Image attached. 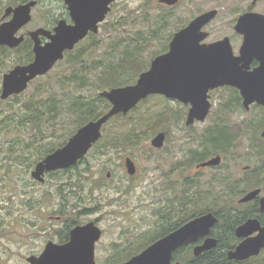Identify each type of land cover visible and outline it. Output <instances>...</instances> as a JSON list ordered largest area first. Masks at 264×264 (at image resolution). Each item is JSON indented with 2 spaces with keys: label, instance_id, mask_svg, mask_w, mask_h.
Returning a JSON list of instances; mask_svg holds the SVG:
<instances>
[{
  "label": "rangeland",
  "instance_id": "obj_1",
  "mask_svg": "<svg viewBox=\"0 0 264 264\" xmlns=\"http://www.w3.org/2000/svg\"><path fill=\"white\" fill-rule=\"evenodd\" d=\"M14 1L18 0H0V24L7 3ZM63 4V0H40L32 11L31 22L23 31L48 26L51 18L64 10L60 8ZM214 8H217L219 13L206 26V29L212 33L208 40L220 38L225 34L232 36L234 30L230 28L236 24L238 15L246 10L264 13V0L256 2L254 0H179L175 5H166L160 0H117L101 28L99 46L91 49L90 39L83 40L71 50L72 54L59 61L49 73L57 83L59 75L70 72L69 60L87 51L85 60L89 65L97 59L101 60L99 68L93 67L88 72L87 79L90 80L91 77L90 84L78 89L79 93L90 96L96 92L93 78L95 71L106 70V67L113 64L119 55L111 49L113 43L114 46L120 45L121 41L138 43L144 56L156 52L163 53L160 51L167 46L169 48L176 31L186 26L198 14ZM163 15L166 18H163ZM106 23L108 27L104 28ZM113 23L116 24L115 30ZM237 43L240 44L238 36L233 40L234 45ZM238 46L235 45L236 48ZM17 56L18 53H14L11 58L15 60ZM1 74L2 71L0 83ZM45 80L46 77H39L32 81L29 88L20 95L17 108L20 102L36 94ZM78 84L79 82L70 83L69 86L71 90H75ZM55 90L60 94L63 93L58 87H55ZM221 93L224 94L223 98L220 97L219 90L211 92L213 106L210 114L205 121H198L192 125L186 124L189 111L187 105L178 100L148 98L149 100L147 99L148 101L138 108L134 115L142 116L151 112L152 108L156 111L161 109L160 107L168 106L175 116L176 120L172 123V127L169 130H161L167 132L164 146L159 149L151 145V139L161 131L151 134V127L143 125L135 134L136 142L133 136L125 133L128 123L122 124L123 130L120 126L121 121L112 120L106 124V134L118 135L119 141L111 145L104 156H96L92 148L87 155L91 163L90 171H86L88 168H80L81 174L74 172L75 169L68 174L56 171L60 173L47 174L46 180L40 182L32 176L35 165L27 168L13 162L10 168L2 167L6 155L4 151H0V264H29L26 259L28 255L39 253L47 240L58 239V228L49 225V216L61 212V208L66 205L62 202L63 198L69 200L74 197L94 198L93 202L83 204L82 209L96 208L83 211L87 213L86 219H98L104 230L102 238L97 243L96 253L98 264H108L112 254L117 255L115 262L127 258L131 249L145 243L144 234H152L159 229L163 212L175 206L185 193L184 180L181 178L185 168L194 172L190 181L195 177L201 189L211 188L205 206H210L218 196H225V188L234 178L242 180L252 177L261 180V185H264V168H258L260 161L254 151L258 148L259 151L264 152V138L261 136L264 125L259 134L252 131L244 134L241 133L243 130H239L241 127L244 129L247 123L262 113L257 107L249 110L236 109L226 114L229 124H236L240 133L236 142L237 148L222 154L223 161L219 167L196 169V165L207 154L203 155L202 159H199L201 155L196 156L194 161L193 150L199 149L203 152L204 146L201 140L206 136V129L215 123L219 101L223 102L228 95L226 90ZM231 96L232 94H229L228 98ZM61 104V116L55 119L59 123L60 130L53 134L54 140L62 139L64 131L75 129L77 120L76 114L72 113L73 108L67 105L68 98ZM105 106V103L100 104L102 111L109 109ZM8 107V102L0 105V109ZM128 115H132V112L126 116ZM215 135L220 136L218 133ZM0 143L5 141L1 140ZM211 155L212 153L205 159ZM262 155L264 156V153ZM127 156H131L138 166V173L133 177L126 169ZM247 165L250 166L249 169L245 168ZM108 171H112L110 177L107 176ZM249 190L251 188L246 192ZM75 208L78 212L79 205ZM75 218L81 219L79 213L71 217V219ZM58 224L55 223L56 226ZM180 254L182 259L192 255L187 252Z\"/></svg>",
  "mask_w": 264,
  "mask_h": 264
},
{
  "label": "water",
  "instance_id": "obj_2",
  "mask_svg": "<svg viewBox=\"0 0 264 264\" xmlns=\"http://www.w3.org/2000/svg\"><path fill=\"white\" fill-rule=\"evenodd\" d=\"M115 1L66 0L74 23L69 24L62 19L54 30L39 27L30 32L34 40L35 59L29 64L17 65L4 74L2 99L24 92L32 80L48 73L65 57V51L74 49L90 31L98 33L99 24L105 21L111 11L110 5ZM160 2L175 5L179 0ZM37 5L38 0H30L5 8L3 18H11L0 24V45L16 47L24 41L25 36L20 31L32 20L33 8ZM218 13L217 8L204 11L176 31L168 51L154 57L149 69L141 72L135 83L101 91V96L111 103V107L98 118L79 127L64 145L39 160L32 170V176L44 182L46 172L76 165L101 139L103 127L111 118L121 113L128 114L152 94L190 103L187 125L206 120L212 108L209 91L220 86L239 89L246 109L254 102L264 105V13L246 11L238 16L235 28L244 35L238 55L234 53L229 36L204 42L210 35L204 27ZM41 36L48 38L45 44H42ZM255 58L260 64L251 69L250 64ZM165 139L166 132L161 131L151 139V145L161 148ZM220 163L221 156L217 155L198 163L196 167ZM125 165L130 175L136 173L137 165L131 156H127ZM259 193L260 189L251 190L239 201H251ZM261 210L264 211V196L261 197ZM218 221V216L211 211L198 215L121 264H182L174 261V254L179 248L194 244V255L199 256L217 246L218 239L211 236V229ZM101 235L102 229L94 222L77 226L71 230L70 241L63 244L49 242L41 254H33L27 261L30 264H97L95 243ZM236 235L243 240L228 251L229 259L246 260L264 249V225L257 218H249L239 225Z\"/></svg>",
  "mask_w": 264,
  "mask_h": 264
},
{
  "label": "trees",
  "instance_id": "obj_3",
  "mask_svg": "<svg viewBox=\"0 0 264 264\" xmlns=\"http://www.w3.org/2000/svg\"><path fill=\"white\" fill-rule=\"evenodd\" d=\"M12 3L13 2H8L7 4ZM163 18H166V16L163 15ZM101 27L103 28V25ZM107 27L108 24L106 23L104 28ZM115 29L116 24L113 23V30ZM100 33L98 35L91 34L88 37L90 39L89 47L91 49L92 47L99 46ZM32 46L33 41L29 37H27L23 44L16 49L0 46V72H3L4 69L6 70L10 66L8 57L12 55V51L18 52V56L12 62H29L33 57ZM111 49L115 53L118 52L119 55L113 61V64L106 67V70L95 71L93 78L96 92L90 96L79 93L80 91L78 89H83L90 84L91 77L89 76L90 80L87 79V75H89L88 72H90L93 67L99 68V62L101 60L97 59L89 65V62L85 60L87 51H84L69 60L70 72L59 75L57 83L50 73L40 76L46 77L43 86L39 88L40 90L36 94L20 102L18 108L19 97L22 93L14 95L7 100H3L0 97V105L7 102L9 103L8 108L0 109V141H5V143H0V151H4L6 155V161L1 164L2 167L10 168L13 162H16L18 165L32 168L39 160L53 152L56 148L64 145L79 127L90 120L98 118L104 113L100 107L101 103L106 104L105 108L111 107L110 102L105 97L101 96L99 90L101 91L107 88L124 86L136 82L139 74L149 68L151 58L159 53L156 52L150 54V56H144L138 43L124 41H121L120 45L115 46L113 43ZM167 49L168 46L160 52H164ZM70 54H72L71 51H68L65 58ZM76 82H79V84L76 86L75 90H71L69 84ZM55 87L60 88L63 93L60 94V92L55 90ZM228 89L232 92H229V90L226 91L228 94H232V96L225 98L223 103L219 105L214 125L212 124L210 125L211 127L206 129V136L201 140V144L204 146L203 152H200L199 149L193 150L195 157L193 158L194 161L196 156L201 155L199 159H202L205 154H207V156L217 152L225 154L228 150H230V152L234 151L238 146L236 143L239 138L238 127L236 124H229L226 114L229 111L241 109L242 105L236 97V92H238V90L234 87H229ZM60 96H63V98ZM151 97H160L161 100L163 99L165 101L170 100L161 95H152L148 98L150 99ZM66 98H68V107L73 108L72 113L76 114L77 120L74 125L75 129H70L67 132L64 131L62 139L54 140L52 139L53 134L60 130L58 128L59 123H57L55 119L61 116V103H64ZM148 98L142 100L130 111L132 115L126 116L127 114H118L109 122L112 120H119L121 121L120 126H122L124 122L128 123V128L124 127L125 133L126 135L130 134V136H133L136 142L135 134L138 128L143 125L151 127V134H156L158 131L164 129L169 130L176 119H174L175 116L173 111L168 106L160 107L161 109H157L156 111H153L154 108H152L151 112L142 116L134 115L135 111L149 100ZM10 100L14 101L10 102ZM160 103L161 102H159V104ZM257 108L260 109L262 113L254 120L247 123L244 129L242 127L239 128L240 131L243 130L241 133L247 134L249 131H252L253 133L259 134L261 127L264 125V108ZM106 130L105 125L103 128L105 134H103L102 138L92 149L96 156L106 155L109 147L119 141L120 137L118 135L114 133L107 135ZM216 133L220 136L215 135ZM205 158H203L202 161L205 160ZM90 164V160L86 156L70 169L61 170V172L68 174L72 171L71 169H77V173L81 174L82 171L80 168H88L86 171H90ZM52 173L57 174L60 172H51V174ZM222 178L223 177H221V179ZM260 183L261 180L258 181L252 177L242 180L234 178L225 188V196L220 195L213 200L214 202L210 206H205L211 188L205 190L201 189L198 185L199 181L195 177L191 182H185V193L182 194L175 206L173 205L163 212L159 229L152 234H144L143 239L145 243L131 249L127 258L138 253L159 237L169 233L191 218L212 211L219 217V221L212 229V234L218 238L217 246L211 250L205 251L199 256L193 254L191 245L183 247L175 254L176 260L181 261L182 264H264V250H262L260 254L246 260L238 261L228 258V251L233 248L238 241L235 228L256 213L251 203L241 205L235 202V200L238 196L245 193L246 190L260 186ZM181 252L192 253V255L187 259H182Z\"/></svg>",
  "mask_w": 264,
  "mask_h": 264
},
{
  "label": "flooded vegetation",
  "instance_id": "obj_4",
  "mask_svg": "<svg viewBox=\"0 0 264 264\" xmlns=\"http://www.w3.org/2000/svg\"><path fill=\"white\" fill-rule=\"evenodd\" d=\"M28 1H30V0H18V1H14L12 4H8V6H18L19 4H21V3H25V2H28ZM38 2H40V0H38ZM63 2H64V4H63V6H60V8H64V10H62L61 11V14H59V15H57L56 17H52L51 18V21L49 22V27L48 26H39V27H44V28H47V29H50V30H54V28L58 25V23H59V21L60 20H62V19H64V20H66L67 21V23H69V24H73L74 23V21H73V19H72V16H71V14H70V12H71V10H70V6H69V4H67L66 3V0H63ZM255 4V3H254ZM114 5V2L113 3H111V8H112V6ZM167 5V4H166ZM246 11H252V10H246ZM108 16V15H107ZM11 18V16L9 17V18H3V16H2V23L4 22V21H6V20H9ZM107 18V17H106ZM194 19V18H193ZM106 20V19H105ZM103 23H104V21L102 22V23H100V25H99V32L98 33H94V32H92V31H90L89 33H88V35H87V37L85 38V39H87L91 34H99L100 33V31H101V26L103 25ZM236 23H237V21H236ZM29 24V23H28ZM27 25V24H26ZM26 25L21 29V31H20V34H23L24 36H25V39H24V41L27 39V37H29L32 41H33V46H32V52H33V57H32V59L29 61V62H24V63H15V62H10V66L5 70H3V72H2V74H1V83H0V97H1V94H2V89H3V77H4V74L6 73V72H8V71H10L11 69H13L15 66H17V65H24V64H29V63H31L34 59H35V52H34V40L32 39V37H31V35H30V32H32L33 30H35V29H37V28H39V27H37V28H35V29H33V30H28V31H23V29L26 27ZM235 25L236 24H234L233 25V27L232 28H230V29H233L234 31H233V33L231 34L232 36H229L228 34H225V35H223V36H221L220 38H217V39H214V40H208L209 38H210V36L212 35V33L210 32V31H208L207 29H206V26L204 27L205 28V30H207L209 33H210V35H209V37L204 41V42H213V41H216V40H220V39H223L224 37H226V36H229V38L231 39V44H232V47H233V50H234V53L235 54H239V51H240V47H241V45H242V43H243V40H244V35L242 34V33H240V32H238L237 30H236V28H235ZM236 36H238L239 37V39H240V44L239 43H237L239 46L236 48L235 47V45H237V44H233V40H234V37H236ZM85 39H83V40H85ZM41 40H42V44H45L47 41H48V38L47 37H44V36H41ZM82 40V41H83ZM23 41V42H24ZM82 41H80V42H82ZM23 42L21 43V44H23ZM79 42V43H80ZM78 43V44H79ZM20 44V45H21ZM19 45V46H20ZM0 46H7L8 48H10V49H16V48H18L19 46H16V47H10V46H8V45H0ZM235 49H237V51L235 50ZM68 51H65V56H66V53H67ZM14 53H18V52H15V51H12V54H14ZM8 59L9 60H12V61H14L12 58H11V56L10 57H8ZM259 64H260V61L258 60V59H254L252 62H251V64H250V68L251 69H255L256 67H258L259 66ZM49 73V72H48ZM47 74V73H46ZM45 74V75H46ZM41 76H44V75H41ZM40 76H38V77H36L35 79H37V78H39ZM34 79V80H35ZM34 80H32V81H34ZM31 81V82H32ZM31 82L29 83V85L31 84ZM229 87H232V86H228V85H225V86H220V87H217V88H215V89H213V90H210L209 91V93H210V100H211V92L212 93H214L216 90H219V92H220V97H224V94H222L221 92L222 91H224V90H229V92L231 91L230 89H228ZM235 88V87H234ZM236 90H238V92H236V97H237V100L239 101V103L242 105L241 106V108H244V109H246V107L244 106V98H243V96H242V94H241V92H240V90L239 89H237L236 88ZM232 92V91H231ZM17 95V94H16ZM152 95H159L160 96V94H152ZM152 95H149V97L150 96H152ZM229 95V94H228ZM228 95L226 96V98H228ZM14 95H12V96H10L9 98H11V97H13ZM161 96H164V95H161ZM164 97H166V96H164ZM2 98V97H1ZM8 98V99H9ZM148 98V97H147ZM167 98V97H166ZM168 99H170V100H174V101H177V99H173V98H168ZM225 99V98H224ZM3 100H7V99H3ZM11 101V100H10ZM178 102H181V101H179L178 100ZM212 102V101H211ZM183 103V102H182ZM223 102H221V101H219V104H222ZM184 105H187L189 108L191 107V104L189 103V104H185V103H183ZM216 104V103H215ZM212 106H213V102H212ZM252 107H262V108H264V105L263 104H260V103H257V102H254L253 104H251V106H250V108L249 109H251ZM249 109H246V110H249ZM261 136H262V133H261ZM262 138H264L263 136H262ZM165 143V142H164ZM164 146V145H163ZM162 148V147H161ZM161 148H159V149H161ZM255 151V154L257 155V157H258V159H259V161H260V165H259V167L258 168H264V156L262 155L264 152H262V151H259V149L257 148V150L255 149L254 150ZM217 155H220L221 156V163H222V161H223V155L220 153V152H217V153H214V154H212L209 158H207V159H205V160H203V161H206V160H209V159H211V158H213V157H215V156H217ZM135 161V160H134ZM203 161H201V162H203ZM135 163H136V161H135ZM200 163V162H199ZM221 163L219 164V165H213V166H206V167H200L199 169H197V170H201V169H207V168H214V167H219L220 165H221ZM137 165V164H136ZM197 168V167H196ZM245 168H247V169H249L250 168V166L249 165H247ZM66 169H70V168H66ZM127 169V168H126ZM61 170H65V169H61ZM61 170H59V171H61ZM71 170H73V169H71ZM56 171H58V170H55V171H50V172H46L45 173V176H46V178H47V174H51V172H56ZM74 172H77V169H75V171ZM74 172H73V174H74ZM128 172V171H127ZM202 172V171H201ZM108 174H107V176L108 177H110L111 176V174H112V171H108L107 172ZM138 173V166H137V171H136V173L135 174H133V175H131L132 177L133 176H135L136 174ZM110 174V175H109ZM193 174H194V172L190 169L189 170V168H185V170L183 171V173L181 174V178L184 180V183L185 182H187V183H189V182H191L190 180L192 179V177H193ZM261 184V183H260ZM254 189H260V193L258 194V196L256 197V198H254L253 200H251V201H247V202H240L239 200H240V198L242 197V196H244L246 193H248L249 191H251V190H254ZM251 190H249V191H247V192H245V193H243L242 195H240V198L236 201L238 204H249V203H251L253 206L252 207H254V209L256 210V213H255V215L254 216H250L249 218H257L259 221H260V223H261V225H264V211H262L261 210V197H263L264 196V185H260V186H256V187H254V188H251ZM93 200H94V198H92V197H74V198H72V200H69V199H67V198H63L62 199V202H65L66 203V205L65 206H63L62 208H61V212H59L58 214H56V215H50L49 216V225L50 226H54V227H57L58 228V230H57V234H58V239H49V240H47L46 241V244H44V247L42 248V250L39 252V253H32V254H30V255H28L27 257H26V259L29 257V256H31V255H33V254H35V255H39V254H41L44 250H45V248H46V246H47V244L49 243V242H54V243H57V244H63V243H66V242H68V241H70V239H71V230L72 229H74L75 227H77V226H81V225H86V224H88V223H90V222H94L95 223V225H97L100 229H102V235H101V237H100V239L102 238V236H103V232H104V230H103V228H101V226H100V222L98 221V219H86L85 218V216L87 215V213L85 212V211H83V210H92V209H96V208H92V207H89V208H84V209H82V205L83 204H86L87 202H93ZM79 205V211L77 212L76 211V206H78ZM77 213H79V217L81 218V219H77V218H75V219H71V217L73 216V215H77ZM65 216H67V218L65 217ZM248 218V219H249ZM70 219V220H69ZM192 219V218H191ZM247 220V219H246ZM245 220V221H246ZM189 221V220H188ZM244 221V222H245ZM187 222V221H186ZM185 222V223H186ZM244 222H242V223H244ZM55 223H59L57 226L55 225ZM241 223V224H242ZM184 224V223H183ZM182 224V225H183ZM241 224H239V225H241ZM238 225V226H239ZM181 226V225H180ZM179 226V227H180ZM237 226V227H238ZM215 227V226H214ZM213 227V228H214ZM236 227V228H237ZM178 228V227H177ZM177 228H175V229H177ZM236 228H235V234H236ZM174 229V230H175ZM173 231V230H172ZM171 232V231H170ZM254 234H257V232H255ZM166 235V234H165ZM164 236V235H163ZM211 236H214L213 234H212V231H211ZM237 236V235H236ZM162 237V236H161ZM161 237H159V238H161ZM214 237H216V236H214ZM217 238V237H216ZM238 238V241H237V243H236V245L239 243V242H241L242 240H243V238H239V237H237ZM99 239V240H100ZM218 239V238H217ZM99 240H97L96 241V243H95V258H96V261H97V253H96V247H97V243H98V241ZM192 246V251H193V248H194V244H189V245H186V246ZM235 245V246H236ZM186 246H183V247H186ZM234 246V247H235ZM183 247H181V248H183ZM233 247V248H234ZM181 248H179L178 250H180ZM233 248H231V249H233ZM117 251H118V249H116ZM178 250L175 252V254L178 252ZM113 252H114V250H113ZM175 254H174V259L176 260V258H175ZM116 258H117V255H116V253H114V254H112L111 255V259L108 261V264H121L122 262H124V261H126V260H128V259H130V258H125V259H123V260H120V261H116L115 262V260H116ZM97 264H98V261H97Z\"/></svg>",
  "mask_w": 264,
  "mask_h": 264
}]
</instances>
